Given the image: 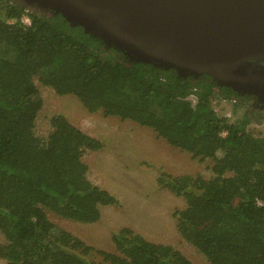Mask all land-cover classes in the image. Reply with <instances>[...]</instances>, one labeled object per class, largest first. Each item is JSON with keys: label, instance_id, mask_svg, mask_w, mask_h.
<instances>
[{"label": "trees", "instance_id": "trees-1", "mask_svg": "<svg viewBox=\"0 0 264 264\" xmlns=\"http://www.w3.org/2000/svg\"><path fill=\"white\" fill-rule=\"evenodd\" d=\"M128 57L61 12L0 0V232L6 238L0 257L9 264H98L90 258L97 251L101 264H192L173 245L128 226L113 234L111 252L49 218L51 211L95 223L102 206L119 201L89 179L82 158L100 150L101 140L63 114L51 117L47 138L35 135L38 79L91 112L133 120L195 158H212L211 178L164 173L158 179L185 200L173 211L177 230L212 264H264V135L248 129L253 111L231 121L212 104L215 97L236 98L231 86Z\"/></svg>", "mask_w": 264, "mask_h": 264}, {"label": "rangeland", "instance_id": "rangeland-1", "mask_svg": "<svg viewBox=\"0 0 264 264\" xmlns=\"http://www.w3.org/2000/svg\"><path fill=\"white\" fill-rule=\"evenodd\" d=\"M34 83L42 98L35 135L47 138L52 130L51 117L63 114L71 123L101 140L103 147L100 150H87L82 158L88 166L89 179L110 191L119 201L116 206H102L101 218L95 223L65 219L51 211H48L49 218L97 250L116 251L112 236L128 226L151 241L173 245L192 264H212L177 230L173 211L185 207L184 198L161 186L158 179L164 173L211 178L214 160L195 158L192 153L171 146L155 131L133 120L106 116L101 110L91 112L76 96L59 95L38 79ZM190 98L196 102L195 95ZM212 104L220 115L231 121L241 119L246 112L245 105L220 97H215ZM259 118L255 117L248 125L257 136L264 134V119L258 121ZM4 237L0 232L2 243L6 242ZM92 254L91 259L103 263L97 251ZM0 264L9 263L0 257Z\"/></svg>", "mask_w": 264, "mask_h": 264}, {"label": "water", "instance_id": "water-1", "mask_svg": "<svg viewBox=\"0 0 264 264\" xmlns=\"http://www.w3.org/2000/svg\"><path fill=\"white\" fill-rule=\"evenodd\" d=\"M61 12L129 61L207 74L236 88L242 64L264 60V0H25Z\"/></svg>", "mask_w": 264, "mask_h": 264}, {"label": "flooded vegetation", "instance_id": "flooded-vegetation-1", "mask_svg": "<svg viewBox=\"0 0 264 264\" xmlns=\"http://www.w3.org/2000/svg\"><path fill=\"white\" fill-rule=\"evenodd\" d=\"M237 73L249 76L251 80L237 82L236 88L232 89L239 95L236 98L228 99L237 105H245V110H251L252 119L260 117L258 121L264 119V60L262 62L248 61L237 69ZM259 115V116H258ZM264 135V134H263Z\"/></svg>", "mask_w": 264, "mask_h": 264}, {"label": "built area", "instance_id": "built-area-1", "mask_svg": "<svg viewBox=\"0 0 264 264\" xmlns=\"http://www.w3.org/2000/svg\"><path fill=\"white\" fill-rule=\"evenodd\" d=\"M22 22L24 24L29 25L31 23V19L29 18V16L27 14H24L23 17H22Z\"/></svg>", "mask_w": 264, "mask_h": 264}]
</instances>
